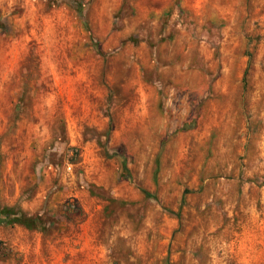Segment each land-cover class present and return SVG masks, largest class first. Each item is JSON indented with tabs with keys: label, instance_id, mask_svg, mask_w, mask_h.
I'll list each match as a JSON object with an SVG mask.
<instances>
[{
	"label": "rangeland",
	"instance_id": "374dc122",
	"mask_svg": "<svg viewBox=\"0 0 264 264\" xmlns=\"http://www.w3.org/2000/svg\"><path fill=\"white\" fill-rule=\"evenodd\" d=\"M0 264H264V0H0Z\"/></svg>",
	"mask_w": 264,
	"mask_h": 264
}]
</instances>
